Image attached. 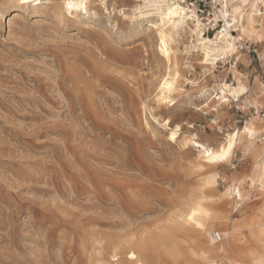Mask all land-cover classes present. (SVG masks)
Wrapping results in <instances>:
<instances>
[{"label":"rangeland","instance_id":"374dc122","mask_svg":"<svg viewBox=\"0 0 264 264\" xmlns=\"http://www.w3.org/2000/svg\"><path fill=\"white\" fill-rule=\"evenodd\" d=\"M105 18L81 25L19 12L0 21V264H96L114 243L152 236L147 264H188L195 233L175 217L201 192L232 222L264 220V194L235 212L218 199L228 176L248 178L253 157L238 149L228 165L200 167L193 147L169 140L147 111L163 72L155 39L129 35L115 15L117 28L109 29ZM239 50L238 60H217L210 71L194 56L192 67L181 60V93L160 108L161 117L212 146L234 124L264 118V108L256 113L234 102L218 112L201 106L203 85L212 97L218 79L236 86L234 65L249 99L253 84H264V44L245 42ZM215 170V188L201 190V177ZM240 237L244 246L229 256L253 264L247 251L262 245L246 229Z\"/></svg>","mask_w":264,"mask_h":264},{"label":"bare ground","instance_id":"6f19581e","mask_svg":"<svg viewBox=\"0 0 264 264\" xmlns=\"http://www.w3.org/2000/svg\"><path fill=\"white\" fill-rule=\"evenodd\" d=\"M131 2V4H118L117 0H26L22 3L21 0H0V21L7 20L9 23L10 19L17 16L19 12L32 14L38 18L51 15L57 22L66 23L69 20H74L81 25L98 21L101 16H105L109 21V29H114L117 26L116 21L113 19L115 15L126 23L129 35L152 34L157 43L155 56L163 63V72L155 87L156 93L153 99L155 105L147 108L149 118L164 129L165 132H162L167 134L169 140H172L170 139L172 132L178 129L177 139L173 142H181L184 148L185 146L193 147L198 153L199 160L196 161L201 162L200 167L206 165L204 163L203 147L206 145L213 152L218 151L221 145L226 148L228 136L231 132H238V135L233 142L230 161L223 164H230L235 151L238 149L249 153L253 157V164L248 178L235 177V175L228 176L224 180L226 183L224 184V191L218 195V199L224 204H229L230 210L235 212L237 205L240 206L241 202L256 197L258 194H264V191H261V185L264 184V118L254 116L246 122L249 127L255 126L256 135L252 139H249L244 132L246 124L243 127L232 124V130L226 134L224 140L212 146L210 143L200 140L195 131L182 133L181 129L183 127L181 128L179 123L171 122L169 117H161L160 108L164 105H174L173 95L181 93V60H185V63L188 64L187 67H192L191 59L194 56L204 71H210L212 69L211 64L217 60H225L232 56L235 60H238L241 57L239 54L241 44L245 42L264 44V11H258V0H246V2L245 0H218L220 7L217 16L223 20L222 28L214 32L213 35H205L202 21L195 16L192 10L183 6L178 0H132ZM168 5L180 6L177 8L176 15L172 17L167 15ZM8 14L11 17L6 19L5 16ZM232 31H235V33ZM161 41H163V44ZM181 44L183 50H180ZM226 49L234 50H229L226 54ZM232 71L235 74L236 86H232L223 79H218V82L214 85V90L219 89V93L212 97V93L203 85L201 90L206 98L201 106H205L207 110L218 112L223 106L234 102L235 105L245 109L251 106L256 113H259V109L264 108V84L256 81L253 84L254 96L249 99L247 94L250 92V87L238 74L235 65ZM165 78H168V82L173 84L171 91L167 88L161 91L160 86L165 82ZM242 89H247V91H241ZM158 97H163V99H158ZM186 97L189 98V95L186 94ZM165 100L168 103L165 104ZM171 101L173 103L169 104ZM164 121L168 123L165 125ZM148 126L150 127V125ZM151 128L158 131L155 125H151ZM193 137H195L197 143L202 144L200 149H197L195 144L187 143ZM218 178H220L219 172L216 170L210 172L205 177H201V187H199L201 190L205 188L214 189L218 183ZM246 185L249 186V189H246ZM230 188L234 191L238 190L241 194L240 198L235 197L234 192L229 193L228 189ZM211 198V196L201 192L200 196L191 199L186 208L181 210L175 217V221L180 227H187L195 233L192 245H189L187 251L188 264H248L240 259L242 256H239V258L229 256L231 251L244 246L241 245L242 238L240 237L243 229L248 231L251 240L262 245V251L260 252L253 249L247 251L251 259L250 262L263 264L264 220L252 218L245 221L239 218L232 222L228 215H223L217 211L218 209L215 210L209 205L213 201ZM190 204H199L205 211L210 213L208 217L204 218L205 227L203 229H196L189 226L186 221L181 222L179 220V214L186 211ZM219 219L220 224L216 225V221ZM215 226L218 231L213 229ZM156 241L157 238L152 236L147 239L131 237L125 243H122V241L112 242L114 244L109 248L108 257L105 258L104 255H100L96 264H147L146 251L151 245H155ZM216 252L222 254L218 259L214 258ZM133 255L135 256L134 259L132 258ZM179 255L181 254L172 256L178 257Z\"/></svg>","mask_w":264,"mask_h":264},{"label":"snow or ice","instance_id":"6c2138e0","mask_svg":"<svg viewBox=\"0 0 264 264\" xmlns=\"http://www.w3.org/2000/svg\"><path fill=\"white\" fill-rule=\"evenodd\" d=\"M22 3L26 2V0H21ZM246 2V0H245ZM180 7L179 5H168L167 15L169 17H172L176 15L177 8ZM163 44V41H161ZM229 50L234 49H226L225 52ZM206 62V61H205ZM161 91H163L164 88H167L169 91L172 90L173 84L168 82V78H165V82L161 84ZM241 91H247V89H242ZM158 99H163V97H158ZM164 103H168V101H164ZM168 122L164 121V124L166 125ZM177 132L178 129L172 132V135L170 139L176 140L177 139ZM244 132L247 134L249 139H252L256 135L255 126L249 127L247 124L244 127ZM238 135V132H231L228 136V144L225 148L223 145H221L218 149V151L213 152L212 149L208 146L203 147V157H204V163L209 166H216L219 167L226 161H230V155L233 149V142ZM187 143L195 144V147L197 149H200L202 147L201 143H197L195 140V137H193L191 140L187 141ZM215 179V177H213ZM261 191H264V184L261 185ZM229 193H233L235 197L240 198L241 194L238 190L228 189ZM237 208H239V205H237ZM210 213L204 210V208L199 204H190L188 209L184 212H181L179 214V220L181 222H187L189 226L195 227L196 229H203L205 227L204 218L208 217ZM133 259L135 256L133 255Z\"/></svg>","mask_w":264,"mask_h":264},{"label":"built area","instance_id":"2783aa9c","mask_svg":"<svg viewBox=\"0 0 264 264\" xmlns=\"http://www.w3.org/2000/svg\"><path fill=\"white\" fill-rule=\"evenodd\" d=\"M124 2L125 0H117ZM183 6L192 10L196 17L202 21L203 33L213 35V32L220 30L223 25L217 14L220 4L218 0H178ZM258 11H264V0H258Z\"/></svg>","mask_w":264,"mask_h":264}]
</instances>
